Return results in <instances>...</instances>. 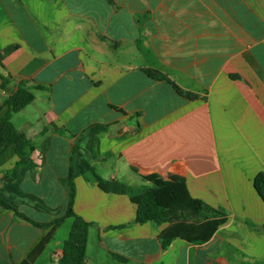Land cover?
Segmentation results:
<instances>
[{"label":"crops","instance_id":"0c3cea01","mask_svg":"<svg viewBox=\"0 0 264 264\" xmlns=\"http://www.w3.org/2000/svg\"><path fill=\"white\" fill-rule=\"evenodd\" d=\"M0 77V122L19 83L35 97L12 116L34 146L18 177L5 174L14 148L0 149V199L30 220L0 206V264H21L48 233L34 223L64 216L71 170L74 211L94 224L87 264H264V0H0ZM82 157L137 188L183 177L228 220L205 245L164 250L168 224L115 228L136 206L100 190ZM72 224L34 264H59Z\"/></svg>","mask_w":264,"mask_h":264},{"label":"trees","instance_id":"16d2710c","mask_svg":"<svg viewBox=\"0 0 264 264\" xmlns=\"http://www.w3.org/2000/svg\"><path fill=\"white\" fill-rule=\"evenodd\" d=\"M139 47L141 48L140 45ZM146 72L153 79L169 81L165 75L158 71L147 70ZM0 78L3 84L7 83V79L4 77ZM173 86L181 96L189 100L196 98L194 94L183 91L175 84ZM34 99L35 97L31 90L25 83L21 82L16 92L5 103L10 110L8 115L0 122V149L13 147L19 158L14 169L5 173L8 176L14 175L18 177L21 170L29 164L30 156L34 151V146L25 132L19 131L12 122V116L23 111L34 102ZM102 130H106V128L99 127L92 132V135H96ZM57 131L66 135V132L61 129ZM79 151L80 145H76L74 152ZM80 169L82 173L91 172L94 176V183L104 193L126 196L136 206L134 221L115 228H126L147 223L158 226L168 224V228L159 236L164 250L168 249L175 240H181L191 245H205L228 220V212L225 209L212 207L204 201L192 197L188 190L186 179L183 177H179L174 181L155 180L151 187L137 188L119 181L102 179L91 162L84 157L81 159ZM144 178L151 181L153 176ZM69 182L71 194L64 216L51 224L34 223L40 229L48 230V233L21 264H34L53 239L57 229L68 218L73 219V224L69 238L64 243L63 254L59 259V264H87L89 231L94 224L87 222L74 211L76 188L73 170L70 172ZM254 187L264 202V172L256 176ZM0 206L7 210H13L19 217L30 221L26 216L17 212L10 204L1 199Z\"/></svg>","mask_w":264,"mask_h":264},{"label":"rangeland","instance_id":"374dc122","mask_svg":"<svg viewBox=\"0 0 264 264\" xmlns=\"http://www.w3.org/2000/svg\"><path fill=\"white\" fill-rule=\"evenodd\" d=\"M86 175H87L90 179L93 180L94 177H93V174H92L91 172H87ZM139 188H140V187H139Z\"/></svg>","mask_w":264,"mask_h":264}]
</instances>
